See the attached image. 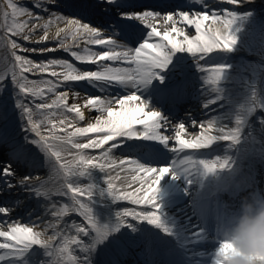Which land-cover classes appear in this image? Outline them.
<instances>
[{"label": "snow or ice", "instance_id": "1", "mask_svg": "<svg viewBox=\"0 0 264 264\" xmlns=\"http://www.w3.org/2000/svg\"><path fill=\"white\" fill-rule=\"evenodd\" d=\"M238 2L241 0H231L233 5ZM32 5L5 0L4 8L0 9L4 21L0 23V44L10 46L14 57L0 66V120L8 122L0 128V145L10 149L7 158L0 153V160H4L0 164V216L7 217L0 221V238H3L0 264H121L120 258L127 254L132 237L126 228L117 231L99 224L90 207L93 199L110 195L115 202L151 206V211L120 207L118 223L126 224L131 217L134 221L159 224L153 192L168 166L151 161L161 154L162 146L181 154L189 149L199 152L211 148L218 139H237L238 129H218L210 122L198 120H192L191 124H198L200 132H189L187 135L192 139H185L181 135L186 128L184 120L172 123L163 118L147 106L142 91L143 85L172 63L173 58L174 80L181 74L186 77L193 57L200 61L204 71L211 73L213 81L217 80L221 69L208 63V57L215 50L232 46L234 38L224 29L229 28L235 11L227 12L230 18L221 17L209 8L207 0H192L182 5L168 4L165 0L155 5L140 0H99L93 7L103 6L105 18L93 26L81 16V6L76 0H32ZM197 5L206 10L191 13ZM165 8L176 11H165ZM65 10L70 14L64 15ZM209 11L215 23L202 30ZM177 19L195 24L198 33L185 37L186 48L170 34L184 32L183 27L177 31ZM161 20L165 22L163 32L153 26ZM57 21L61 22L60 27L49 36L50 23ZM137 21L148 25L151 31ZM29 24L31 28L26 32ZM38 28L44 32L37 35V41L50 39L56 43L48 48H28V52L50 53L62 48L76 61L91 62L95 66L84 69L69 59L52 55L33 59L19 54L17 49L26 46L13 37L28 41ZM81 40L85 42L83 45ZM73 44L80 47L73 49ZM88 44L102 48H90ZM184 53H191L192 57ZM28 73L35 78H30ZM87 85L99 89L101 94H89ZM17 108L23 134L14 131L12 114ZM85 108L95 109V115L86 116ZM116 152L122 155L117 158L113 155ZM190 163V160H181L180 166ZM202 163L209 171L226 165L218 159ZM114 165L123 166L127 182L116 183L114 177L106 174ZM45 167L56 174L55 184L51 176L45 178L27 172L30 169L36 173ZM97 169L102 175L94 182L92 173ZM82 178L88 182L83 183ZM128 183L135 186L129 189ZM17 188L47 201L45 216L51 218L37 216L28 223L12 219L14 208L25 206L24 199L9 195ZM54 197H67V201ZM73 213L83 217L86 223L69 219ZM149 238L146 235L145 239ZM231 252L230 242L221 239L212 264H227ZM159 254L158 249L149 253L147 264H157ZM41 256L45 259H40Z\"/></svg>", "mask_w": 264, "mask_h": 264}, {"label": "bare ground", "instance_id": "2", "mask_svg": "<svg viewBox=\"0 0 264 264\" xmlns=\"http://www.w3.org/2000/svg\"><path fill=\"white\" fill-rule=\"evenodd\" d=\"M184 1L185 2L182 4L192 2V0H184ZM209 1H211L212 4L214 5V8L221 13L222 17H226V18H229L227 17L228 11H233L238 7L247 8L253 5L263 6V4L256 5L253 2V0H241V2H238L235 5L231 3V0H209ZM261 1L262 3H264V0ZM76 2H80V1L76 0ZM87 3L90 4V6H92L95 5L97 2H95V0H87ZM82 6L86 7L87 5L82 4ZM225 9H227V11H225ZM182 10H189V9L184 8ZM204 10L206 9L203 6L197 5V7L191 9V13L194 14L196 11H204ZM96 11H98L99 14L95 13ZM64 15H68L67 10L64 11ZM81 16L85 19L86 22H91L93 24V22L95 21L93 26H97L98 23L96 21H99L100 19L104 18L103 17L104 12L102 7H94L92 10L89 9L88 13L86 11H82ZM81 16H78V18H81ZM210 22L215 23L214 21H212L211 15L209 14V18L204 20V24L202 25V30H207L209 28V25L211 24ZM136 23L140 24V26H142L145 29L148 28V30L151 31V28H149L148 25L143 24V22L137 21ZM60 24L61 22L59 21L50 23L48 29L49 36H51L52 32H54L57 27H60ZM164 25L165 22L161 20L158 23H154L153 26L159 27L161 32H163ZM176 25H177V31L179 30V28L183 27L184 32L180 33L179 35H177V33H170V34L174 35L176 39L181 42L182 48H186L187 45L183 43L185 37L187 36L194 37L198 35V33L196 32L195 24L189 25L187 21H181L177 19ZM167 26L171 28L172 27L171 22H168ZM220 26L221 25H217V27ZM40 29L42 30V34H43L44 29L43 28ZM242 30H244V27ZM37 35L38 34H33L31 36L30 44L32 47L43 46L45 48H48L51 46L52 40L50 39L38 42L40 43L39 46H33L34 45L33 42L37 40L36 39ZM80 43L83 45L85 42L81 40ZM80 45L73 44L72 47L73 49H78ZM87 46L96 49L102 48V46L100 45L88 44ZM170 46L171 45L169 44V47ZM222 51H223L222 49H218L215 50L210 55L219 56ZM190 54L191 53H184V55L188 57ZM67 56L71 57L70 52L69 55L67 54ZM105 62L111 63L110 61H105ZM121 63H125V62H121ZM174 63L175 60L173 58L172 63H170L166 68L160 69L158 74L150 82L143 85L142 91L144 93V99L146 100L147 106L150 109L157 111L158 114L161 115L163 118L168 119V115L170 114L168 113L169 109L167 108L166 104L171 100L179 99V96L181 95L182 91H184L186 87L187 88L189 87L190 89L192 88L191 89L192 92L195 90V93H198L197 97L200 96L201 100L196 108L193 105L189 113L183 114L186 116L184 119H179V120H184L186 124V128L183 132H181V135L185 139H192V137L187 135V133L191 132L189 127H193L191 121L194 119L197 120L196 119L197 115L200 112H202V114H204L206 118H209V116H211V119H209L210 121L208 122L214 124V126L217 127L218 129L231 130V127H229V125L233 122L231 118L233 117V115H231L229 112L224 113V107L227 105V102H229L230 100H234V98L236 99L240 98L241 93L238 92L236 93L234 92V89L225 88L223 86L202 87L204 86V84L199 86L195 81L196 69L192 70L194 68L192 62H190V67L187 70L186 77L181 74L177 76L176 80H174L173 76L171 75V73L173 72ZM74 64H76L77 67H82L84 69H91L95 66L91 62H81V61H76V63ZM75 83H80V82H75ZM87 89L89 94H95V95L101 94L99 89H93L91 85H87ZM123 94L124 93L121 91V95ZM84 111L86 116L89 113H91L93 116L95 115V109L85 108ZM219 112L222 113L216 115ZM179 120H175V121H179ZM175 121H172V123H174ZM225 121H227V123H225ZM82 122H86V121H82ZM194 127H199V125L197 124ZM191 133L198 134L199 132L192 131ZM213 134L215 135L216 133L214 132ZM224 142H226V140L218 139L215 142V144H213L211 147L220 146V144ZM2 146L3 145H0V148ZM162 148L166 150L167 153L169 154V158L166 164V166H168V170L162 173L158 178L153 192V198H154V204L157 206L156 207L157 214L161 216L160 223H163V221L171 223V225H169L171 231L167 234L162 235L159 232L157 233L154 228H151L149 232L153 236H151L149 240L147 241L145 240V242L143 241L142 248L138 251L136 255H134V258L137 261L140 260L142 264H147V260H149L148 254L151 253L154 249H158V250H162L161 251L162 257L159 254V256L156 258L157 263L159 262L165 264H201L199 262L197 263L195 262L196 259L201 260L202 256H194L191 252L196 247L202 248L206 245H215L217 241L215 238H210L206 234V231L198 223L197 221L198 214L195 217V213L192 211V203L197 202L200 199L211 197V195L209 194L212 193H209L208 190L202 185H198L197 184L198 182H196L197 179L196 177L193 176V174L189 175L188 173H186L187 170H185V168L188 166L177 168V166L179 165V163L177 164V162H179L178 159L180 156L182 157V156L190 155L192 152L197 150L189 149V150H185L184 153L179 154L169 149L166 145H163ZM204 150L206 149H201L198 151H204ZM113 155L118 158L120 155H122V153L116 152ZM182 160H187V158L182 157ZM194 166L195 165H190V167L192 168H194ZM259 166H260V162L253 161L251 165H249L248 167L247 166L244 167L245 169L255 168L256 170V168H258ZM121 167L123 168L122 165ZM171 167L173 169L172 171L170 170ZM119 171L121 174L119 173ZM236 171H234L230 175L234 174ZM27 172L28 174H33V175L35 174L32 173L30 169L27 170ZM110 173L111 174L108 175L109 176L112 175V177H114L115 182H118L120 184L127 182L124 168L122 170L118 169L116 171V174L112 172ZM246 178L251 179V177L248 175L246 176ZM216 182L217 183L220 182L222 188L225 187L227 184L229 185V183H226L224 180H222L221 177H219V179H217ZM244 183L247 184V182L245 181ZM253 184H254L253 185L254 188V186H256V183ZM134 186H135L134 183H128L129 189H131ZM26 193L27 192H24L21 189L17 188L15 193L9 194V195H15L17 198L20 197L25 200V206L20 209L14 208V214H12V219L18 217L17 220H20L22 223H28L29 220L32 219L33 217L32 214L39 213L38 210L42 209V208H38V210L33 209L34 206L37 207L39 205L36 203L38 199L33 197H26L25 196ZM200 202L201 201H199L198 204ZM212 202L213 200L209 199L208 203H212ZM32 205H33L32 207L33 210L31 211ZM141 206L147 207L148 205H141ZM149 208L150 209H148L147 211L152 210L151 206H149ZM29 213H32L31 216L29 215ZM165 214H167L166 217ZM4 219H7V217L0 216V221ZM131 222L132 223L129 224L138 226L136 221L134 222V220H131ZM144 226L145 225H143V229L140 232H143ZM139 235H141V233ZM138 238L140 239L141 237ZM138 238L134 237V239H138ZM2 239L3 238H0V240ZM217 247L216 246L213 247L214 251ZM212 261L210 262V264H212Z\"/></svg>", "mask_w": 264, "mask_h": 264}, {"label": "rangeland", "instance_id": "3", "mask_svg": "<svg viewBox=\"0 0 264 264\" xmlns=\"http://www.w3.org/2000/svg\"><path fill=\"white\" fill-rule=\"evenodd\" d=\"M83 1H87V0H83ZM19 2L29 7H33L32 0H19ZM96 2H98V0H96ZM253 2L256 5H259V4L264 5V3H262L261 0H253ZM207 3L209 5V8H211L212 10H215L222 17L221 13L214 8V5L212 4L211 1L208 0ZM4 5H5V0H0V9H3ZM253 6L254 7L249 6L247 8H242V9L238 8L234 10L240 16V18L234 16L232 19V23L230 24V27L228 29H224L225 32H229V35H231L234 38L232 46L225 50L224 55L211 58L208 62L210 64L220 67L221 72L219 74V78L213 81L210 78V75H211L210 72L205 73L202 77L199 78L201 81L205 77V81L211 84L213 82L217 85L219 83H228L227 84L228 88L231 86L235 88L236 87L240 88L239 92L242 93L244 96L236 99L234 103L229 104V107L224 109V113L229 112L231 115H233V117H231L233 122L231 123L232 125L231 124L229 125V127H231L232 131H235L238 129L240 134L241 132L243 133V143L245 142L248 143L249 138L253 139L254 135H256L257 137L261 138L264 141L262 137L264 135V114L261 113L260 107L258 106V100H257L259 98L262 99L261 105L264 111V80L262 81L263 82L262 86L258 85L259 83H261V80H259V77H261L262 75L261 69H257L255 72L257 73L260 71L261 75L260 74L250 75L249 73L244 71V69H248L249 67H256V63L252 64L250 62V59L254 60V57L256 56V54H261L264 56V18H262V15L260 12L261 10H264V8H261L255 5ZM34 11H37V10L34 9ZM67 14L69 15L70 13L67 11ZM209 14L211 15V11H209ZM3 22H4L3 16L2 14H0V23H3ZM210 23H211L210 25L214 24L212 22ZM243 27H244V30H242ZM29 28H31V24L27 26L25 31L27 32ZM0 34H2V31H0ZM33 34L40 35L42 34V30L40 28L34 29ZM13 38L20 40L26 46L24 49H17V52L19 54H22V55L27 54L31 56L33 59H37V58L44 59L46 58L47 55H52L55 57L69 59L72 63H74V61L72 60V57L67 56V54L69 55V52L65 51L62 48L55 49V51L50 52V53H31L27 51L28 48H34L31 46L30 40L23 41L21 37H15V36ZM38 42L40 41L35 40L33 42L34 43L33 46H39L40 43ZM55 43L56 41H52L51 45H54ZM39 47H43V46H39ZM237 50H239V52L245 55L239 56V55L232 54V52H235ZM192 59L195 61V63H198L199 65H201L198 59H196L195 57H193ZM12 60H14V57L11 54L10 46L5 47L4 45L0 44V66L5 65ZM200 69H203V66L200 67ZM28 75L30 78H34L32 73H28ZM247 81H249L250 83ZM59 90L63 91V89H59ZM244 91H247V92H244ZM9 95H12V93L10 92ZM25 103H29V100L25 99ZM194 104H196L195 106H197L199 102L197 103L196 101ZM12 106L15 107L14 96L12 98ZM254 109H256V113L252 114ZM57 119H59V117H57ZM196 119L200 122H208L210 121L209 119H211V117L206 118V116L202 114V112H200L198 113ZM12 121H14L15 133L23 134L24 133V129L22 127L23 122L20 120V113H19L18 108L12 114ZM255 121L258 122L257 123L258 126L253 127V123ZM6 123L8 122L0 120V128L4 127ZM225 123H227V121H225ZM189 128L191 132L192 131L200 132L199 127L193 126ZM249 133L253 134V136L248 137ZM32 147L35 148L36 146L33 145ZM246 148L243 149L241 151V154H239L238 156L247 155L249 146H247ZM225 155L229 156L230 152L225 153ZM225 155H222V153H218V152H212L207 157H204L202 161L204 160L215 161L217 159L222 160L221 156L226 158ZM230 157L231 156H229V158ZM201 165H203L202 162H201ZM46 169L47 167L39 170L40 175L42 176L45 175L46 176L45 178L51 176L52 183L55 184L57 182L56 174L50 170H48L47 172ZM118 169L122 170L123 168L121 166L114 165L109 170H106V174H111L110 172L116 174V171ZM222 170L223 169L221 167H216L214 170L209 171L204 166L203 170H200L201 174H199V176L201 175L204 176V179L208 177L213 178L215 175H220L222 173ZM100 175L102 174L99 172V170L98 169L95 170L92 173L93 181L94 182L98 181L100 179ZM82 182L87 183L88 180L86 178H82ZM101 183H103V181H101ZM54 199L67 201V197H54ZM46 202L47 201H43L42 203L43 206H44V203ZM124 202H121V201H119V203L115 202L114 199L110 195H106L101 199H93V202L90 205V207L92 208L93 214L95 215L99 224L106 225L109 229H115L117 231H124L125 228L127 229V231H130V230L133 232L137 231L138 230L137 227L129 225L128 222L126 224L118 223L120 218L118 217L117 213L121 211L120 207H132V208H137L138 210H148L150 208L148 206L145 207L141 205H135L130 201H124ZM14 219L17 220L18 217H15ZM69 219H76L78 221L86 223V221H83V217H80L78 214H75V213L71 214V217ZM37 223L39 224V222ZM128 226H131V227H128Z\"/></svg>", "mask_w": 264, "mask_h": 264}, {"label": "clouds", "instance_id": "4", "mask_svg": "<svg viewBox=\"0 0 264 264\" xmlns=\"http://www.w3.org/2000/svg\"><path fill=\"white\" fill-rule=\"evenodd\" d=\"M223 237L232 248L227 264H264V196L244 197Z\"/></svg>", "mask_w": 264, "mask_h": 264}]
</instances>
